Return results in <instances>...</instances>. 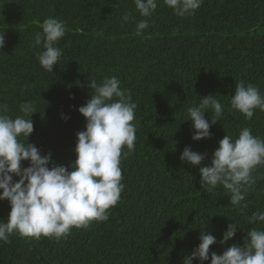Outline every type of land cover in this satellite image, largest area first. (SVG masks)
I'll return each mask as SVG.
<instances>
[{
  "label": "trees",
  "instance_id": "obj_1",
  "mask_svg": "<svg viewBox=\"0 0 264 264\" xmlns=\"http://www.w3.org/2000/svg\"><path fill=\"white\" fill-rule=\"evenodd\" d=\"M157 3L145 18L134 0H0V34L5 33L0 104L15 118L23 115L22 103H34V131L20 139L41 155L51 153L49 168L67 167L76 159V133L86 130L87 122L78 109L91 99L92 79L99 83L116 76L137 104L135 146L130 152L122 149L124 188L108 210L109 219L72 227L59 239L14 233L10 243L0 241V264H183L199 245L202 230L217 241L203 262L211 264L212 252L222 254L233 244L243 247L251 227L264 229V222H249L252 213L264 211V165L252 173L255 185L242 214L230 205L222 186L211 192L202 188L200 166L180 159L190 147L207 154L201 166H208L219 141L227 134L236 139L245 127L264 139V112L254 110L249 120L230 106L240 81L264 96V0H203L194 15L185 17H177L163 0ZM128 12L134 19L123 23ZM48 17L66 25L57 43L62 56L52 72L37 59L43 46L33 47ZM142 19L149 27L136 35V22ZM209 95L224 110L211 125V138L194 141L186 110ZM205 118L211 124L213 110ZM10 212V202L0 200V220L7 222ZM231 223L237 232L222 244Z\"/></svg>",
  "mask_w": 264,
  "mask_h": 264
},
{
  "label": "clouds",
  "instance_id": "obj_2",
  "mask_svg": "<svg viewBox=\"0 0 264 264\" xmlns=\"http://www.w3.org/2000/svg\"><path fill=\"white\" fill-rule=\"evenodd\" d=\"M177 17L194 15L203 0H163ZM135 9L142 17L149 18L158 7L157 0H134ZM134 19L131 12L122 20L127 23ZM41 32L34 36L33 47L43 46L37 59L43 69L52 72L62 56L57 46L65 36L66 25L58 18L48 17L40 25ZM149 27L147 19L136 22V35ZM5 45V33L0 34V49ZM116 76L105 77L101 82L92 79L88 87L94 90L91 99L78 111L86 118V130L76 133L74 148L76 159L69 165H53L49 168L52 154L41 155L33 144H25L34 131L32 115L35 105L26 101L20 105L23 115L15 118L5 114L7 105L0 104V200H8L11 212L8 221L0 220V241L10 243L9 237L18 233L25 237L40 238L41 235L59 239L69 233L72 227H88L92 221H107L108 210L120 200L124 185L121 183L120 165L122 149L132 151L136 140L135 110L137 104L126 96ZM115 97V99H114ZM230 106L251 120L254 110L264 112V96L251 83H236ZM213 110L215 118H205ZM224 105L209 95L201 97L198 105L188 107L187 119L192 122V139L199 141L211 138V125L219 121ZM31 116V119L25 117ZM68 119V117H63ZM124 156L128 152L123 153ZM207 154L185 147L180 159L193 167H199L201 186L213 191L222 186L230 197V205L243 214L248 207L247 192L255 185L253 171L264 165V139L252 134L249 127L240 130L236 139L225 135L219 147L212 153L211 163L201 166ZM29 161V167L22 162ZM71 169V170H69ZM13 176L19 177L15 182ZM264 222V211H256L249 222ZM237 227L228 225L221 243L231 240ZM200 243L185 257L183 264H201L209 260L210 246L216 238L201 231ZM211 264H264V229L251 227L244 237V246L233 244L222 254L211 253Z\"/></svg>",
  "mask_w": 264,
  "mask_h": 264
}]
</instances>
